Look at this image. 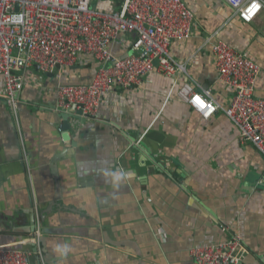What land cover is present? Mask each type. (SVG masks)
<instances>
[{
    "label": "crops",
    "instance_id": "obj_1",
    "mask_svg": "<svg viewBox=\"0 0 264 264\" xmlns=\"http://www.w3.org/2000/svg\"><path fill=\"white\" fill-rule=\"evenodd\" d=\"M123 1L90 7L117 11ZM183 1L193 32L169 52L185 73L155 70L140 87L104 95L95 118L71 121L68 142L56 89L90 84L97 61L80 57L52 74L28 68L16 112L0 80V246L30 239L39 225L42 253L31 264H192L193 246L237 238L247 251L240 264H264V157L238 142L222 110L203 120L174 92L194 81L229 105L217 33L257 64L254 96L264 100V11L245 24L220 0ZM133 38L113 44L114 55L130 53Z\"/></svg>",
    "mask_w": 264,
    "mask_h": 264
},
{
    "label": "built area",
    "instance_id": "obj_2",
    "mask_svg": "<svg viewBox=\"0 0 264 264\" xmlns=\"http://www.w3.org/2000/svg\"><path fill=\"white\" fill-rule=\"evenodd\" d=\"M220 1L245 24L264 11L263 0ZM90 2L0 0V80L5 90L2 98L11 110L17 111L23 74L32 67L52 74L73 67L80 57L97 61L90 84H60L56 89L55 110L75 106L86 119L97 116L104 95L140 87L155 70L165 77L185 73L169 52L172 42L186 41L193 32L195 15L183 0H124L119 10L111 12L92 9ZM123 36L134 37L130 53L117 57L112 46ZM212 38L218 81L232 92L229 105L220 106L210 88L194 81L174 92L203 120L222 110L236 129L238 142L250 144L264 157V100L254 96L260 70L217 33ZM39 229L38 225L30 239L0 246V264H31L32 256L40 257ZM237 240L193 246L192 264H240L247 251ZM26 243L33 250L20 248Z\"/></svg>",
    "mask_w": 264,
    "mask_h": 264
},
{
    "label": "water",
    "instance_id": "obj_3",
    "mask_svg": "<svg viewBox=\"0 0 264 264\" xmlns=\"http://www.w3.org/2000/svg\"><path fill=\"white\" fill-rule=\"evenodd\" d=\"M60 117L62 118L61 130L63 131L62 139L65 142L70 141V129H71V121H78L80 123H84L86 118L82 116L81 111L76 110L75 106L70 107L67 110L59 111ZM35 231V227L33 232Z\"/></svg>",
    "mask_w": 264,
    "mask_h": 264
}]
</instances>
